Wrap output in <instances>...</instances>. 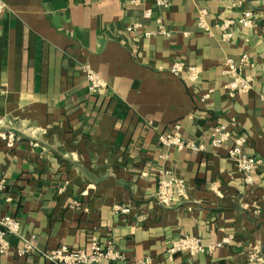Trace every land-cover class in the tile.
Wrapping results in <instances>:
<instances>
[{
  "label": "crops",
  "instance_id": "1",
  "mask_svg": "<svg viewBox=\"0 0 264 264\" xmlns=\"http://www.w3.org/2000/svg\"><path fill=\"white\" fill-rule=\"evenodd\" d=\"M4 2L0 132L18 138L9 148L0 139V214L15 217L22 235H36L41 251L88 249L95 239L123 254L115 264H254L252 253L264 262V0ZM244 11L250 26L223 28ZM157 18L169 36L153 34ZM242 55L249 87L230 89L236 77L226 61ZM174 63L197 67L198 78L171 73ZM83 64L104 91H88ZM219 124L232 136L212 148ZM175 125L203 150L160 144ZM238 136L245 153L262 159L249 184L227 157ZM162 170L187 188L166 208L154 201ZM185 236L226 242L169 257L171 241ZM9 242L0 264H50L39 252L17 257L19 239Z\"/></svg>",
  "mask_w": 264,
  "mask_h": 264
},
{
  "label": "built area",
  "instance_id": "2",
  "mask_svg": "<svg viewBox=\"0 0 264 264\" xmlns=\"http://www.w3.org/2000/svg\"><path fill=\"white\" fill-rule=\"evenodd\" d=\"M155 5L158 7H167L168 0H153ZM134 3L142 4L144 0H133ZM6 8L4 0H0V12ZM204 11H200L198 17L197 25L201 28L205 27V22L203 20ZM151 16V9L143 10L142 17L144 20L149 19ZM250 11H244L242 16L237 19H230L223 23V28L226 29L233 24H239L241 26H250L251 22ZM157 24V29L154 33L159 35L169 36L170 31L165 27L162 20L157 18L155 20ZM139 24H133L128 27V30H134ZM146 36L152 33H145ZM224 36H229L228 33ZM247 55H242L238 63H234L233 60L228 59L226 62L228 69L227 73L234 75L235 81L230 86L232 88L248 89L249 81L248 79L241 77L240 72L243 67L249 64ZM85 74L88 84V91L90 93H100L104 91L106 83L104 80L94 71L88 64H83L80 66ZM171 73L179 75L182 71L187 72V78L191 81H195L199 76V69L195 66L184 67L182 63H174L171 66ZM231 132L228 130L227 125L219 124L215 126L210 134L209 144L212 148H221L229 139H231ZM18 136L9 132H0V139L4 141L5 145L13 147ZM160 144L174 148L177 150L189 149L193 151L203 150V144L196 142L191 139H187L183 136L181 132L180 125H175L171 131L160 135L158 138ZM245 138L243 136H238L233 139V144L227 150L228 159L234 163L237 170L243 174V179L245 183H251V172L253 169L262 164V159L254 157L244 152L243 145L245 144ZM162 177L157 182V190L154 195V201L162 208L169 207L173 196L176 195L180 198H185L186 185L183 179L170 176L169 178H164L163 176L169 174L167 170H162ZM4 182L0 181V190L4 188ZM117 209L125 213L128 211L127 208L118 206ZM15 236L20 241V247L16 250L17 257H25L27 254L39 252L50 264H115L117 261L123 260V254L113 245V243L108 242L104 245H100L98 241L92 239L90 241V247L88 249H70L67 246H60L58 248L52 249L50 251H41L37 245V237L34 234L29 236L22 235L20 233V222L13 216L0 214V256L6 255L11 248L9 237ZM226 241H219L216 243H211L209 245H203L200 238L185 236L171 241L170 246L166 250V254L169 257L174 256L176 253H188L191 256L200 252H211L214 249L220 247ZM249 260L253 261L254 264H264L263 261L259 260L257 256L252 253L249 256ZM147 259L140 260L137 264H146Z\"/></svg>",
  "mask_w": 264,
  "mask_h": 264
}]
</instances>
